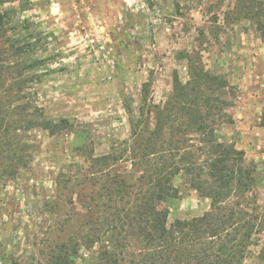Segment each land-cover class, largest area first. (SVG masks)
Instances as JSON below:
<instances>
[{
    "label": "rangeland",
    "instance_id": "obj_1",
    "mask_svg": "<svg viewBox=\"0 0 264 264\" xmlns=\"http://www.w3.org/2000/svg\"><path fill=\"white\" fill-rule=\"evenodd\" d=\"M21 2L15 18L28 22L17 30L34 44L30 56L43 62L32 70L39 81L27 90L43 114L67 118L74 128L55 135L40 128L11 131V147L26 145L28 161L11 175L14 160L5 154L0 159V257L46 264L47 245L67 236L72 217L81 222L79 194L100 187L82 174L85 156L76 147L90 145L93 156L121 148L131 133L125 106L135 118L142 107L163 106L174 74L188 80L190 56L227 82L222 96L232 123H219L216 135L244 150V163L256 169L257 182L243 205L255 208L257 228L243 264H264V19L258 25L247 12L234 10L236 0ZM13 115L10 123L18 119ZM122 157L114 169L133 172L127 154ZM175 184L180 196L169 208L168 223L209 210L210 199L183 178ZM47 202L58 204L56 215L45 208Z\"/></svg>",
    "mask_w": 264,
    "mask_h": 264
},
{
    "label": "trees",
    "instance_id": "obj_2",
    "mask_svg": "<svg viewBox=\"0 0 264 264\" xmlns=\"http://www.w3.org/2000/svg\"><path fill=\"white\" fill-rule=\"evenodd\" d=\"M236 2L234 10L262 24L264 0ZM16 3L22 2L0 0V94L7 100L0 101V159L5 154L14 160L11 175L28 161L26 145L11 147L12 130L40 128L55 135L74 128L67 118L43 114L32 101L27 87L39 81L41 75L32 70L43 62L30 56L34 44L25 37L23 41L17 30L28 21L15 18ZM188 62V80L174 74L172 93L163 106L142 107L138 118L125 106L131 133L121 148L93 156L90 145L76 147L85 156L82 174L100 187L79 194L81 222L74 223L72 217L67 236L47 245L46 264H243L257 228L255 208L243 205L257 182L256 169L244 163V150L217 138L216 126L232 123L222 96L226 80L190 56ZM11 114L18 116L12 120L18 124L10 123ZM123 154L133 172L114 169ZM65 175L62 171L59 176ZM179 176L210 199V208L201 216L168 223L169 208L180 196L175 184ZM45 208L56 215L58 204L47 202ZM9 260L2 255L0 264H17Z\"/></svg>",
    "mask_w": 264,
    "mask_h": 264
}]
</instances>
